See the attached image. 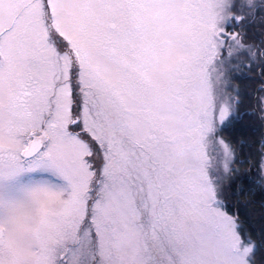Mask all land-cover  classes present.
Segmentation results:
<instances>
[{"label":"snow or ice","instance_id":"obj_1","mask_svg":"<svg viewBox=\"0 0 264 264\" xmlns=\"http://www.w3.org/2000/svg\"><path fill=\"white\" fill-rule=\"evenodd\" d=\"M0 264H264V0H0Z\"/></svg>","mask_w":264,"mask_h":264}]
</instances>
